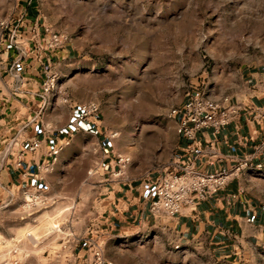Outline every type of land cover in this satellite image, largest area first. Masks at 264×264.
<instances>
[{"label": "rangeland", "instance_id": "obj_1", "mask_svg": "<svg viewBox=\"0 0 264 264\" xmlns=\"http://www.w3.org/2000/svg\"><path fill=\"white\" fill-rule=\"evenodd\" d=\"M29 1L0 0V23L15 26ZM32 2L40 27L67 36L68 44L50 69L51 95L41 94L45 77L35 81V73L10 74L9 88L0 83L6 114L1 141L19 150L34 120L63 107V98L72 107L95 103L99 112L90 119L97 130L61 135L48 163V171L53 163L57 169L58 193L47 195L45 207L31 208L36 203L25 195L30 190L15 188L8 195L0 208V264H74L73 249L77 254L84 243L97 244L112 264H264V245H254L240 258L216 259L206 246L180 243L160 225L133 227L106 240L96 225L109 168H102L95 145L98 134L109 142L115 168L110 175L137 180L166 167L177 143L170 111L189 94L227 96L241 67L264 64V0ZM11 51L20 55L0 28V60ZM17 79L23 82L12 92L11 81ZM10 118L18 123L14 130ZM119 157L129 162L119 165ZM258 172L264 180V169ZM167 220L159 218L161 224Z\"/></svg>", "mask_w": 264, "mask_h": 264}, {"label": "crops", "instance_id": "obj_2", "mask_svg": "<svg viewBox=\"0 0 264 264\" xmlns=\"http://www.w3.org/2000/svg\"><path fill=\"white\" fill-rule=\"evenodd\" d=\"M26 6L29 8L25 9V21H36L37 10L32 0ZM24 48V56L15 57L14 51H11L5 52V57L0 60L1 86L9 88L8 77L14 73L20 77L27 72L35 73L39 75L35 81H40L43 76L51 73L52 65L65 53L63 49L53 54L40 55L35 51L27 54L26 46ZM69 52L67 51V56ZM236 79L232 92L215 99L230 114L228 125L218 131L209 128L197 132L193 152L190 154L186 153L189 142L177 130L172 161L156 173L137 180L124 179L118 174L110 175L115 171L111 146L97 135L98 142L95 145L101 157V166L103 169L109 168L105 171L109 176L103 178L101 186V194L105 197L101 202V219L96 225L99 235L111 240L133 227L160 225L162 230L171 232L180 243L204 245L213 257L223 260L240 258L254 245H264V180L255 169L257 164L264 163V151L261 149V135L264 131V64L241 67ZM11 82L13 86L16 85L14 88L10 87L13 92L23 79ZM1 86L0 94L3 93ZM3 104L0 101V122L6 121V114L1 107ZM56 112H59L58 117ZM75 118L76 109L72 105L63 104V107L52 113L48 112L43 120H34L29 127V130L32 128L31 133L26 135V132L25 137L22 136L21 146L17 151H13L11 144L3 143L0 136V208L8 201V195L14 194L15 188L30 192L39 190L47 199V195L58 193L55 185L58 178L54 182L57 174L54 163L50 171H40L38 167L47 166L51 161V153L58 145L61 135L68 134L65 136L68 138L93 134L97 130L91 119L80 122ZM8 125L10 130H14L18 123L11 119ZM76 140L73 138L72 144L75 145ZM33 141H38L39 147L30 151ZM19 153H22V163L20 168H16L14 163ZM185 159H192L193 164L203 173L227 169L241 161H249L252 167L231 179L216 194L193 208H184L177 216L152 214L150 205L154 197V180L165 169ZM161 216L169 220L161 224ZM92 245L97 244L80 245L77 254L76 249H73L76 256L74 264L90 263ZM105 259L111 262L106 257Z\"/></svg>", "mask_w": 264, "mask_h": 264}, {"label": "built area", "instance_id": "obj_3", "mask_svg": "<svg viewBox=\"0 0 264 264\" xmlns=\"http://www.w3.org/2000/svg\"><path fill=\"white\" fill-rule=\"evenodd\" d=\"M0 28L6 34L10 44L14 45L20 55L25 53V45H31L32 50L42 55L53 54L68 44V37L51 30L49 27L38 24L37 21L26 22L24 14L13 26L6 21L0 23ZM27 32V33H26ZM41 35L43 36L41 40ZM54 76L46 75L41 94L49 96L54 87ZM62 104H70L67 98H63ZM76 109V121H86L95 117L99 110L95 103H86L74 106ZM169 116L176 122L178 133L189 142L186 153L193 152L195 135L197 132L212 128L215 131L224 129L229 121L230 114L227 109L206 96L203 93L189 94L185 102L178 108L170 111ZM39 147L38 141H33L29 150L34 151ZM261 149L264 151V131L261 135ZM54 152V151H53ZM53 152L51 153L53 155ZM22 153L16 157V168L21 167ZM128 159L118 158L119 165H125ZM252 167L249 161H241L227 169H218L213 173H203L194 164L192 159L174 163L165 169L154 180V197L150 205L152 214H165L169 217L179 215L184 208L195 207L199 202L222 190L225 185L242 172ZM40 171H48L47 166L38 167ZM256 170L264 169V163L255 166ZM148 176V175H147ZM27 198L36 207H45L49 200L39 191L26 193ZM26 203H29L27 199ZM178 249L179 246H174ZM89 264H112L108 262L98 245L91 246V260Z\"/></svg>", "mask_w": 264, "mask_h": 264}]
</instances>
